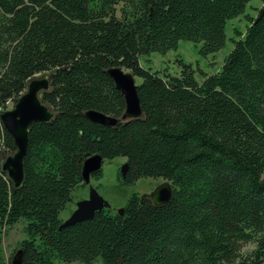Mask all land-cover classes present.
Instances as JSON below:
<instances>
[{
  "label": "trees",
  "instance_id": "1",
  "mask_svg": "<svg viewBox=\"0 0 264 264\" xmlns=\"http://www.w3.org/2000/svg\"><path fill=\"white\" fill-rule=\"evenodd\" d=\"M249 1L0 0V112L44 73L40 97L54 113L29 127L21 185L0 170V232L27 221L21 264H236L257 236L243 264H264V0L219 71L201 81L180 59L178 75L139 62L180 40L201 42L202 55L218 51L227 20ZM113 65L140 78L142 115L105 126L84 113H124L106 73ZM15 151L0 122V157ZM93 154L125 157L124 183L165 179L170 200L133 194L121 214L102 209L60 227Z\"/></svg>",
  "mask_w": 264,
  "mask_h": 264
},
{
  "label": "rangeland",
  "instance_id": "2",
  "mask_svg": "<svg viewBox=\"0 0 264 264\" xmlns=\"http://www.w3.org/2000/svg\"><path fill=\"white\" fill-rule=\"evenodd\" d=\"M263 2L259 0H250L246 5L244 12L236 17L230 18L226 22L225 33L226 40L224 46L214 53L202 55L199 52L201 42L194 43L188 40H180L177 49L169 50L165 54L151 52L148 55H141L140 65L159 72H168L178 75L180 66L178 60L190 64L194 70L195 78L201 81L202 74H213L221 68L223 61L233 47L232 38L242 37L251 21L257 17L259 9ZM47 77V74H38L35 77ZM136 83L140 78L135 77ZM13 102L6 105V109L11 108ZM4 156L0 157V160ZM126 158L117 156L111 159L102 160L100 175L91 174L88 183H84L74 188L72 199L60 212V219L66 220L75 210L79 201L86 199L89 195L90 187L96 189L98 194L108 203L111 214L123 208L128 199L136 194L138 196L149 195L161 184L166 182L161 177H140L133 183H124L120 170L125 163ZM170 183V182H169ZM27 221L20 218L16 223L10 226H4L0 232V264H11L16 251L20 249L21 240L28 237L26 231ZM245 245L244 247L248 246ZM243 247V248H244ZM101 258H96L91 264H100ZM52 264H84L79 261L63 262L60 259H53Z\"/></svg>",
  "mask_w": 264,
  "mask_h": 264
},
{
  "label": "water",
  "instance_id": "3",
  "mask_svg": "<svg viewBox=\"0 0 264 264\" xmlns=\"http://www.w3.org/2000/svg\"><path fill=\"white\" fill-rule=\"evenodd\" d=\"M106 73L113 80L115 87L123 94L125 111L120 118H116L96 110H88L84 115L91 121L105 125L116 126L117 124L142 115V110L137 95V83L135 76L129 70L113 65L106 69ZM49 78H31L26 85V90L16 99L11 108L0 112V122L3 128L12 136L16 151L0 160V170L5 173L14 188L21 185L24 177V156L28 144L29 127L36 122H47L54 116L51 108L41 100V93L49 88ZM103 158L99 154H93L83 161L82 178L84 183L89 182L90 175L99 171ZM127 170L125 162L121 167V176ZM172 195L171 185L168 181L157 187L149 194L155 205L167 203ZM108 203L98 194L96 189L90 187L86 199L79 201L75 210L62 223L60 227L72 225L76 222L93 217L96 211L108 209ZM123 208L117 211L121 214ZM21 249H18L12 258L11 264H21Z\"/></svg>",
  "mask_w": 264,
  "mask_h": 264
},
{
  "label": "clouds",
  "instance_id": "4",
  "mask_svg": "<svg viewBox=\"0 0 264 264\" xmlns=\"http://www.w3.org/2000/svg\"><path fill=\"white\" fill-rule=\"evenodd\" d=\"M258 248H259V236H257V238L254 239L248 246L239 250L236 264H243V261L246 260L255 251H257Z\"/></svg>",
  "mask_w": 264,
  "mask_h": 264
}]
</instances>
